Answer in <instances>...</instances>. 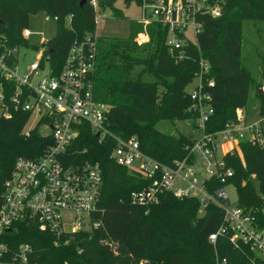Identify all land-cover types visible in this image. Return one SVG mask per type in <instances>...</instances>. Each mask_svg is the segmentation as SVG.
Wrapping results in <instances>:
<instances>
[{
    "label": "trees",
    "instance_id": "16d2710c",
    "mask_svg": "<svg viewBox=\"0 0 264 264\" xmlns=\"http://www.w3.org/2000/svg\"><path fill=\"white\" fill-rule=\"evenodd\" d=\"M80 1L0 0V20L4 22L0 39L10 48L27 45L22 31L28 29L30 16L43 12L56 22V33L40 48L51 69L58 72L72 46L86 38L95 39L94 13L87 2L80 7ZM116 1L102 3V8L112 7ZM220 1L221 16L206 18L195 42L179 50L166 46L167 29L158 23L148 26L149 42L143 46L134 42L142 28L133 22L126 38L96 36L94 40V97L110 106L108 130L124 139L135 137L140 150L162 164L192 158L189 148L195 138L191 131L173 136L156 125L161 120L183 119L196 129L197 115L191 110L193 102L185 88L195 78L200 60L210 64L208 77L215 82L211 90L214 112L206 132L222 130L235 119L238 108L247 109L252 86L259 106L247 109L249 118L264 113L261 83L255 82L241 59L244 24L264 23V0ZM130 2L141 0H124ZM112 17L124 19L115 7ZM0 84L8 83L0 77ZM29 118L28 112L12 111L9 119L1 113L0 201L15 162L37 158L52 145L50 138L40 135V122L25 135ZM114 145L111 138L100 143L95 134L84 130L68 155L78 163L100 165L103 185L99 210L93 215L99 228L74 234L67 246H55L53 238L37 225L22 222L5 235L9 248L29 244L40 263L46 264H217L223 259L225 264H261L250 246L239 243L235 247L229 236H218L215 245L209 242L223 217L214 204H207L200 213L197 198H175L167 193L149 208L131 204V194L147 184L113 162ZM240 150L242 158L237 154L224 157L233 171L227 185L234 187L237 205L250 212L257 228L264 230V146L241 144ZM209 181L211 191L224 186L216 178ZM118 247L122 252H117Z\"/></svg>",
    "mask_w": 264,
    "mask_h": 264
},
{
    "label": "built area",
    "instance_id": "2783aa9c",
    "mask_svg": "<svg viewBox=\"0 0 264 264\" xmlns=\"http://www.w3.org/2000/svg\"><path fill=\"white\" fill-rule=\"evenodd\" d=\"M87 4L94 13L95 27L101 20L113 18L115 3L109 16L105 15L106 8H102L100 0H87ZM129 4H135L141 14L137 24L142 30L134 38L139 46L149 42L148 26L158 23L167 29L166 46L179 50L191 43L186 40L187 31L196 38L206 18L221 16L220 0H141ZM32 35L29 29L22 31L25 40ZM95 39L86 38L72 46L58 72L51 69L43 49L38 48V60L27 67L23 76L17 74L18 47L10 48L0 39V77L8 83L0 84L2 116L9 119L12 111L34 113L38 117L36 126L40 122L38 128L42 126L49 132L40 135L52 141L39 157L18 159L3 184L0 264H46L40 263L29 244L15 250L9 248L5 235L19 223L37 225L39 231L53 238L55 246H67L74 234L99 228L93 215L99 210L103 185L100 165L78 163L68 156L84 130L95 134L100 143L107 138L115 141L111 150L113 162L146 182L143 189L131 194V204L149 208L157 205L165 193L175 198H197L200 213L207 204H214L222 210L223 217L218 231L209 236V242L215 245L218 236H229L235 247L239 243L250 246L264 264V230L257 228L250 212L237 203L230 204L225 187L229 186L233 171L224 160L234 154L242 158L241 144L264 146V113L250 119L246 108H238L235 119L222 130L206 132L214 112L211 90L215 82L208 77L210 64L200 60L195 75L198 83L190 94L191 110L197 115L195 130L200 133L189 148L192 158L162 164L145 155L135 137L124 139L108 130L110 106L94 97ZM259 91L264 99V83ZM24 133L27 136L29 131ZM212 178L224 186L209 190ZM225 263V259L217 262Z\"/></svg>",
    "mask_w": 264,
    "mask_h": 264
},
{
    "label": "rangeland",
    "instance_id": "374dc122",
    "mask_svg": "<svg viewBox=\"0 0 264 264\" xmlns=\"http://www.w3.org/2000/svg\"><path fill=\"white\" fill-rule=\"evenodd\" d=\"M115 6L124 19L116 20L114 18H108L101 20L96 27V36L98 37H116L126 38L129 34L130 23H137L140 18V10L135 4H126L124 0H117ZM110 8L106 7L105 15L109 16ZM28 29L33 32V35L27 40V45L18 47L17 54V74L23 76L27 73V67L38 60V48L43 40H49L55 36L56 22L46 17L43 12H39L37 15L30 16L28 21ZM186 40L194 43L195 38L191 31L185 33ZM243 43H242V64L246 67L256 83L264 82V23H256L254 26L252 23H245L243 30ZM143 46V45H141ZM146 80H150L149 77H145ZM198 83V79L194 78L185 88L188 94H191ZM255 87H250V96L247 109H253L259 106V101L256 98ZM1 116V112H0ZM38 117L36 114H30L28 123L26 124L24 131H29L36 127ZM156 128L159 131L167 134L177 136L178 134H188L190 131L194 138L200 136V133L192 129V125L187 120H176L174 122L161 120L158 121ZM39 133L47 134V130L42 126L38 128ZM225 191L228 193L230 204H235L237 195L232 186L225 187ZM264 232V231H263Z\"/></svg>",
    "mask_w": 264,
    "mask_h": 264
},
{
    "label": "water",
    "instance_id": "95a60500",
    "mask_svg": "<svg viewBox=\"0 0 264 264\" xmlns=\"http://www.w3.org/2000/svg\"><path fill=\"white\" fill-rule=\"evenodd\" d=\"M109 1L110 0H100L101 3H107ZM86 2H87V0H81L80 3H79V6L80 7L84 6L86 4ZM0 25L1 26H4V22H2L1 20H0ZM117 252L118 253L122 252V248L121 247H118Z\"/></svg>",
    "mask_w": 264,
    "mask_h": 264
},
{
    "label": "crops",
    "instance_id": "0c3cea01",
    "mask_svg": "<svg viewBox=\"0 0 264 264\" xmlns=\"http://www.w3.org/2000/svg\"><path fill=\"white\" fill-rule=\"evenodd\" d=\"M113 7H115L116 8V6L114 5ZM264 83V82H263ZM263 83H261V85L263 84ZM229 186H232V185H229ZM233 187V186H232ZM234 188V187H233ZM235 190V189H234ZM237 201V200H236ZM264 214V213H263Z\"/></svg>",
    "mask_w": 264,
    "mask_h": 264
}]
</instances>
